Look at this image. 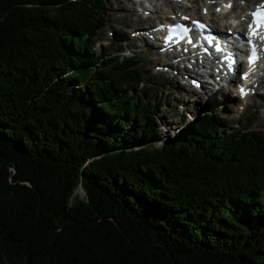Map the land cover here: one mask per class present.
<instances>
[{"label": "trees", "instance_id": "obj_1", "mask_svg": "<svg viewBox=\"0 0 264 264\" xmlns=\"http://www.w3.org/2000/svg\"><path fill=\"white\" fill-rule=\"evenodd\" d=\"M104 20L0 0V264H264V131L213 111L153 147L161 97L91 50Z\"/></svg>", "mask_w": 264, "mask_h": 264}, {"label": "rangeland", "instance_id": "obj_2", "mask_svg": "<svg viewBox=\"0 0 264 264\" xmlns=\"http://www.w3.org/2000/svg\"><path fill=\"white\" fill-rule=\"evenodd\" d=\"M249 1L253 2L255 0ZM197 3L203 4L202 0H198ZM101 4L105 14L104 27L98 31V36L94 40L91 50L98 52L100 48H103L107 53H113L123 60L134 57L139 59L140 62L135 66L140 70L142 80V83L137 84L138 92L147 91L149 94L160 96L162 100L160 109L155 112V123L160 138L151 144L153 147H159L162 142L175 134L177 129H180L187 122H191L195 114L200 116L208 112L212 114L213 111L217 113L216 122L222 132H229L233 128L247 126H250L254 131H264V94L250 97L251 101L249 103L252 106L248 103L249 107L241 110L242 104L231 99L229 93H227L230 90L226 88L225 91L227 92L219 89V86L212 87L213 92H211L202 86L203 90L201 91L198 88L197 92L195 89H190L176 82L175 78H172L171 72L168 74L159 73L158 67L160 64L158 65L156 60L162 59L153 55L150 51L151 47H143L140 40L131 37L132 33L136 34V28H133V25L143 28L145 23L142 19L140 22L137 21L139 17L132 9V7L138 8L136 4L133 5L132 0H101ZM200 4H198V7H200ZM235 4L239 5L238 7H244L240 1H236ZM121 5L124 8L121 9ZM198 12L196 11V13ZM132 14L137 17H135V23L132 21ZM144 35L146 36V33ZM213 80L215 79L213 78ZM166 93L167 96H165ZM123 96H128V92ZM259 103L261 105L257 108L256 105ZM183 117H185L184 121ZM75 193L77 198H83L80 190Z\"/></svg>", "mask_w": 264, "mask_h": 264}, {"label": "bare ground", "instance_id": "obj_3", "mask_svg": "<svg viewBox=\"0 0 264 264\" xmlns=\"http://www.w3.org/2000/svg\"><path fill=\"white\" fill-rule=\"evenodd\" d=\"M133 1V0H132ZM198 0H184V2L187 3V5L189 6L187 8L181 9V7H178V9L176 10L174 7V3L171 0H140L136 6L139 8L140 4L143 10V12H149L147 17H143L140 18V16H137L139 18H137L134 14H132V21L133 23L136 22L135 17L137 18V21L140 22L141 19L144 20V25L143 28L138 27L137 25H133V28H136L138 30L135 29L136 34H131V37H135V39H138L141 41L143 47L149 46L151 47L149 41H153L155 47L158 50H163L161 49L162 47H165L166 45L163 44L162 42L159 41V37L162 35H165V30L161 28V25L165 22V23H172V21L170 20H179V19H184L185 17H189L190 19H203L206 21L205 18H207L210 23L212 24V26L217 25L215 23V21L218 19L217 16H215L213 13H207V8L212 6L213 3H211V1L214 0H202L203 4H200V8H203L204 11H201V15L199 17L198 13H196V11H199V7L197 3ZM241 1V0H235V2ZM247 1L249 0H242L241 3H243V6L246 8L249 6H258L261 1L260 0H255L253 2L249 1L247 3ZM224 3H226V1H223ZM136 2L133 1V4H135ZM144 3H147L148 6H145ZM197 3V4H196ZM163 6H165V8H163ZM239 5L237 4H233V9H234V13H236L238 10H240L239 12H237V18H238V22L239 24H243L244 20H245V9H242V7H238ZM121 9L124 8V6H120ZM169 9H173V13L171 12L172 15L168 14V10ZM169 16V17H167ZM169 19V20H167ZM152 22V24H150ZM219 27L223 28V31H225V29H228L229 27H225L223 25H219ZM213 28V27H212ZM214 29V28H213ZM143 32H145L147 34V37L143 36ZM152 48V47H151ZM187 55H190V52L186 53ZM171 57H178L179 54L178 53H170ZM182 55V54H181ZM222 57V59H220ZM159 59H162V57H158ZM157 64H160V67L163 65V59L162 60H156ZM239 66V63L237 62V60L230 55L229 53H224L222 55H218L215 56V60L209 65L210 69L214 70V69H218L217 73L214 75H211L210 78L211 79H215L219 82H227L229 80H234L235 78H233V73H235L237 71V68ZM226 70L230 71V75H228L226 73ZM205 87V86H204ZM198 88L202 91V85H199ZM244 88L245 90H250L249 87L245 86V82H243V84L241 86H237L235 89L236 90H230L231 93H233L235 95V97L238 100H242L245 102V109L248 108L249 106L247 105L250 101L251 98H244V95H241L240 89ZM210 91V89H209ZM209 93V92H208ZM231 99H234L233 97H231ZM264 100V99H263ZM250 106H252L251 103H249ZM260 103L258 105H256L257 108L260 107Z\"/></svg>", "mask_w": 264, "mask_h": 264}, {"label": "snow or ice", "instance_id": "obj_4", "mask_svg": "<svg viewBox=\"0 0 264 264\" xmlns=\"http://www.w3.org/2000/svg\"><path fill=\"white\" fill-rule=\"evenodd\" d=\"M228 7H231V5H228ZM251 15L253 17V20H252V23L249 24V28H248V35L250 38L249 43H251L252 37H255L256 35H258L257 28L264 27V5L258 6L257 10L253 12ZM185 19H187V17H185ZM199 26L201 28L204 27L203 25H199ZM261 39L264 40V36H261ZM251 52H252V58L250 60V63L254 64L257 59V50H256L255 45L252 46ZM246 78L247 77H245V79ZM240 92H241V95L248 94V92L244 88H241Z\"/></svg>", "mask_w": 264, "mask_h": 264}]
</instances>
